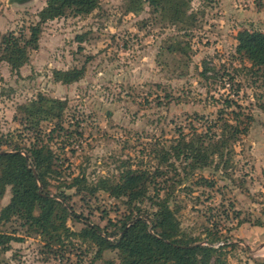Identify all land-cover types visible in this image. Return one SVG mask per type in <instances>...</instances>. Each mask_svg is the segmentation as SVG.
Segmentation results:
<instances>
[{
  "label": "rangeland",
  "instance_id": "374dc122",
  "mask_svg": "<svg viewBox=\"0 0 264 264\" xmlns=\"http://www.w3.org/2000/svg\"><path fill=\"white\" fill-rule=\"evenodd\" d=\"M47 1L0 0V38L28 36ZM130 8L128 0H101L89 15L68 12L43 25L39 46L24 67L15 71L0 63V152L16 145L29 149L39 137L40 127L26 120L20 106L39 95L67 101L65 130L55 132L51 144L62 177L49 181L48 190L70 196L66 207L81 218L57 220V232L50 234L23 218L1 221L0 233L11 242L0 247V264H119L116 252L102 250L84 230L91 223L112 235L111 224L127 207L104 191L92 196L91 187L100 179H117L128 164L154 170L155 146L170 145L181 131H207L225 101L232 104L229 111L253 118L250 130L235 144L228 174L197 173L216 179L213 192L178 190L179 219L189 236L223 235L232 245L222 258L225 264H264V76L235 53L240 31L264 33V0H191L189 14L196 23L185 37L147 4L139 13ZM173 43L181 50L172 52ZM74 68H85L79 83L55 79L56 71ZM83 174L86 188L68 189ZM11 199L7 187L0 218ZM139 206L152 211L148 203ZM58 214L66 217L68 211L60 207Z\"/></svg>",
  "mask_w": 264,
  "mask_h": 264
},
{
  "label": "trees",
  "instance_id": "16d2710c",
  "mask_svg": "<svg viewBox=\"0 0 264 264\" xmlns=\"http://www.w3.org/2000/svg\"><path fill=\"white\" fill-rule=\"evenodd\" d=\"M100 1L48 0L38 14L39 23L29 29L28 36L11 33L0 38V63L4 62L18 71L28 63L30 51L38 48L45 23L62 18L68 12L89 15L99 7ZM128 1L131 5L129 12H141V5L143 7L145 3L153 13L163 15L171 26L177 28L181 37L189 36L187 32L195 26L196 16L189 14L191 0ZM139 5L140 8L135 9ZM78 39L79 42L83 40ZM236 42L238 58L248 62L253 72H261L264 76V33L242 30ZM171 46L172 52L181 50L178 44ZM207 72L205 70L203 75L206 76ZM54 75L64 85H73L83 80L85 68L56 71ZM225 103L227 106L219 109L217 120L207 131L199 133L194 130L192 134L181 131L170 145L155 146L153 154L158 166L154 170L133 169L128 164L117 179H100L94 188L91 187L92 196L104 191L121 201L127 210L123 217L111 224L116 227L112 235L85 223L84 237L102 250L116 252L119 264H210L214 259L216 264H225L222 258L232 245H228V240L221 234L208 233L207 239L186 234L179 219L181 207L176 196L182 187L188 195H193L196 188L213 192L217 187L216 179L197 176V173L213 169L215 173L228 174L232 167L236 154L234 146L248 134L253 118L243 112L229 111L232 104ZM67 108L66 100L44 95L19 107V111L26 114L27 121L35 123L37 129L40 127L39 137L29 149L16 145L11 151L0 152V198L7 187L12 189L11 203L3 209L0 222L19 217L50 234V230L57 232V220L63 224L69 217L81 220L75 211L66 207V204L70 205V196L65 192L52 195L48 190L49 181L61 180L62 177L59 158L51 144L54 133L65 130L63 123ZM46 122L54 123L53 129L45 130L41 124ZM45 136L49 139L45 140ZM86 182L84 174L75 177L68 189L86 188ZM161 184L164 187L160 188ZM145 203L152 211L139 206ZM60 207L68 211L66 217L59 216ZM239 212L237 217L241 216ZM10 242V237L0 233V247H7ZM216 243L224 245L215 249L212 245Z\"/></svg>",
  "mask_w": 264,
  "mask_h": 264
},
{
  "label": "water",
  "instance_id": "95a60500",
  "mask_svg": "<svg viewBox=\"0 0 264 264\" xmlns=\"http://www.w3.org/2000/svg\"><path fill=\"white\" fill-rule=\"evenodd\" d=\"M11 2H19V1H24V0H10Z\"/></svg>",
  "mask_w": 264,
  "mask_h": 264
}]
</instances>
